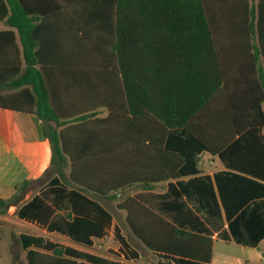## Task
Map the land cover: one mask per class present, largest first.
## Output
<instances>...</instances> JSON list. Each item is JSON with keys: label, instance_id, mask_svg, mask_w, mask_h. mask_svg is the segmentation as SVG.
Segmentation results:
<instances>
[{"label": "trees", "instance_id": "obj_1", "mask_svg": "<svg viewBox=\"0 0 264 264\" xmlns=\"http://www.w3.org/2000/svg\"><path fill=\"white\" fill-rule=\"evenodd\" d=\"M251 1L0 0V22L16 30L21 45L20 50L13 31L0 32V52H7L0 59V90L14 91L0 93V108L36 114L44 123L52 162L60 165L50 170L62 176L69 161L70 180L84 190L107 197L138 179L101 177L94 165L102 153L79 149L114 132L122 134L126 150L149 142L163 163L162 178H177L184 160L189 164L202 151L219 153L236 136L264 127V0H257V9ZM225 35L234 51L250 55L239 60L244 67L252 62L251 72L231 74ZM102 109L105 118L98 117ZM167 136L169 148L178 152L164 148ZM257 174L264 178L263 159ZM227 176L216 179L229 216L238 209L229 210L224 199L221 183ZM95 181L123 185L103 188ZM47 192L53 202L63 193ZM77 196L78 206H89L86 211L81 207L85 217L71 223L60 219L59 227L91 245L90 237L104 232L88 212L110 216L99 204ZM19 199L17 194L0 199V214ZM121 208L130 232L147 250L178 263L210 264V237L178 229L135 199ZM117 237L126 248L118 231ZM20 240L26 264H116L49 243L44 251L30 249L41 248V238Z\"/></svg>", "mask_w": 264, "mask_h": 264}, {"label": "crops", "instance_id": "obj_2", "mask_svg": "<svg viewBox=\"0 0 264 264\" xmlns=\"http://www.w3.org/2000/svg\"><path fill=\"white\" fill-rule=\"evenodd\" d=\"M9 30L15 33L21 50L16 30L0 22V32ZM229 40L227 58L231 74L251 72L252 62L244 67L243 60H239L250 58V55L234 51L233 41ZM6 53L0 52L1 60ZM258 68L256 65L255 70ZM12 92L3 88L0 90L1 94ZM100 111L99 118L107 117L106 110ZM49 125L54 126L51 122ZM121 135L119 132L101 135L97 137L95 145L79 146L80 150L86 148L102 153V156H97L94 165L101 177L117 175L138 178L115 190L113 195L104 197L79 188L70 180L69 161L63 168L62 176L50 170L60 168V165L52 162V147L44 123L36 114L0 108V199L8 200L16 194L20 197L5 214H0V224L13 232V243L20 245L21 257L25 258V249L20 239L29 236L42 239L41 248L30 247L41 251L49 243L116 264H186L147 250L130 232L126 224L127 212L121 205L131 198L178 229L210 237V264H251L249 252H253L255 259L264 264V195H257L259 192L263 194L264 190V178L257 174L259 164L262 159L264 161V127L236 136L219 153L202 151L191 163L187 164L184 160L178 171L179 176L172 179L162 178L163 163L153 156L149 142L126 150L120 140ZM240 138L243 140L238 142ZM169 142L170 137L167 136L164 148L178 152L169 148ZM218 174L228 175L221 185L229 210L238 209L229 216L218 187ZM158 176L160 178L155 179ZM53 179L58 180L57 184L52 185ZM95 185L109 188L118 184L95 181ZM50 188L63 191L57 200L55 198L56 202H53L54 195H48ZM77 194L99 204L110 216L107 219L95 209L88 212L91 221L99 219L104 232L102 237L91 236V245L84 244L83 239L72 238L59 227L60 219L71 223L76 217H85L86 212L81 207L86 211L89 206L85 203L78 206L76 202L81 200ZM240 202L245 204L239 206ZM117 231L124 239L126 248L120 244ZM16 261L17 264H26L23 258Z\"/></svg>", "mask_w": 264, "mask_h": 264}, {"label": "rangeland", "instance_id": "obj_3", "mask_svg": "<svg viewBox=\"0 0 264 264\" xmlns=\"http://www.w3.org/2000/svg\"><path fill=\"white\" fill-rule=\"evenodd\" d=\"M258 1H251L250 6L254 7V9H257ZM224 28H229V23L226 20L224 24ZM228 35L224 36L225 40V49L226 55L228 54L227 51L230 49L229 45L230 42H228ZM10 228L3 226L0 224V264H17V259L23 258L21 257V249L20 245L17 243H13L14 241V235L13 232L9 230ZM249 260L251 264H260L253 255V252H249Z\"/></svg>", "mask_w": 264, "mask_h": 264}]
</instances>
